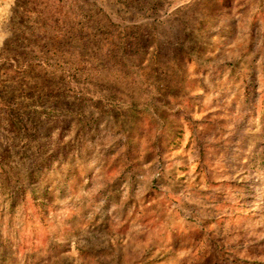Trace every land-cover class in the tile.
I'll use <instances>...</instances> for the list:
<instances>
[{"label": "rangeland", "instance_id": "obj_1", "mask_svg": "<svg viewBox=\"0 0 264 264\" xmlns=\"http://www.w3.org/2000/svg\"><path fill=\"white\" fill-rule=\"evenodd\" d=\"M0 264H264V0H0Z\"/></svg>", "mask_w": 264, "mask_h": 264}]
</instances>
